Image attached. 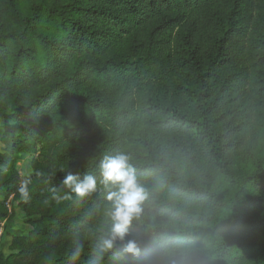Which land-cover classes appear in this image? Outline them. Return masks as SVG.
Listing matches in <instances>:
<instances>
[{
  "label": "trees",
  "instance_id": "trees-1",
  "mask_svg": "<svg viewBox=\"0 0 264 264\" xmlns=\"http://www.w3.org/2000/svg\"><path fill=\"white\" fill-rule=\"evenodd\" d=\"M0 117V219L31 226L0 264H66L73 233L83 264L119 152L148 199L104 264H264V0H0ZM69 171L98 191L52 200Z\"/></svg>",
  "mask_w": 264,
  "mask_h": 264
},
{
  "label": "clouds",
  "instance_id": "clouds-1",
  "mask_svg": "<svg viewBox=\"0 0 264 264\" xmlns=\"http://www.w3.org/2000/svg\"><path fill=\"white\" fill-rule=\"evenodd\" d=\"M98 167L102 177L99 185L102 186L104 199L108 202L107 216L110 223L95 241L88 245L87 259L83 264H104L105 254L113 252L117 242L122 245V250L113 252L114 257L124 254L136 255L140 251L137 242L127 237L131 225L143 211L145 201L148 199L147 191L126 153L106 155L99 161ZM28 183V180H24L19 188L20 194L25 198L28 197ZM60 188L67 189V192L60 195L57 187L50 188L51 199L57 203L71 200L73 197L83 199L98 191V180L91 172L81 176L79 173L69 171L64 175ZM47 202L45 200V203ZM84 248V240L78 233H73L71 251L66 264H81Z\"/></svg>",
  "mask_w": 264,
  "mask_h": 264
},
{
  "label": "rangeland",
  "instance_id": "rangeland-1",
  "mask_svg": "<svg viewBox=\"0 0 264 264\" xmlns=\"http://www.w3.org/2000/svg\"><path fill=\"white\" fill-rule=\"evenodd\" d=\"M4 118L0 117V136L3 132ZM0 151H4V145L0 140ZM37 154L35 153H21L15 156L17 158V170L22 176L29 174L32 171V160ZM5 199V206L11 214L15 206L13 200V195L7 197L5 191L0 190V200ZM31 226L26 222L24 218V213L19 209H15V214L10 219L4 218L0 219V253L8 254L11 252V244L13 241V236L18 233L27 232Z\"/></svg>",
  "mask_w": 264,
  "mask_h": 264
},
{
  "label": "built area",
  "instance_id": "built-area-1",
  "mask_svg": "<svg viewBox=\"0 0 264 264\" xmlns=\"http://www.w3.org/2000/svg\"><path fill=\"white\" fill-rule=\"evenodd\" d=\"M2 234V230L0 231V235Z\"/></svg>",
  "mask_w": 264,
  "mask_h": 264
}]
</instances>
